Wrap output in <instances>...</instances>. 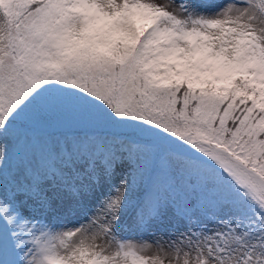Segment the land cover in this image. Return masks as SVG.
Wrapping results in <instances>:
<instances>
[{"label": "snow or ice", "instance_id": "1", "mask_svg": "<svg viewBox=\"0 0 264 264\" xmlns=\"http://www.w3.org/2000/svg\"><path fill=\"white\" fill-rule=\"evenodd\" d=\"M19 150L4 264H264V0H0Z\"/></svg>", "mask_w": 264, "mask_h": 264}, {"label": "trees", "instance_id": "2", "mask_svg": "<svg viewBox=\"0 0 264 264\" xmlns=\"http://www.w3.org/2000/svg\"><path fill=\"white\" fill-rule=\"evenodd\" d=\"M14 127H16L17 139L20 140L21 146L24 145L25 139L27 137H35L36 135L43 134L46 131H70V127L66 125H61L53 129H48L47 126L43 123L37 122L32 112L30 114L25 113L22 117H20ZM10 154L11 159L15 162H18L20 157L22 156V150L10 152Z\"/></svg>", "mask_w": 264, "mask_h": 264}, {"label": "rangeland", "instance_id": "3", "mask_svg": "<svg viewBox=\"0 0 264 264\" xmlns=\"http://www.w3.org/2000/svg\"><path fill=\"white\" fill-rule=\"evenodd\" d=\"M215 2L218 3H223L224 0H215ZM31 112H28L27 114H30ZM67 126V125H66ZM7 136L9 138H11L13 141H15L17 139V135H16V127L13 126L12 129H10L9 133H7ZM10 153L7 154L4 162L2 165H0V168H2L3 170V179L5 180V182H7V180L10 178L12 171L14 170L16 164L18 162H15L14 160L11 159L10 157ZM122 235L126 236V237H135L138 236L139 233H134V232H130L127 229H125L122 232ZM145 238L149 241L152 240V237L149 236L147 233L144 234ZM165 248L170 252L171 249L167 248V242L165 241ZM153 251H155V246H153ZM14 259V257L12 256L10 249H8L7 247L5 248L4 251L0 252V264H4L5 261H9Z\"/></svg>", "mask_w": 264, "mask_h": 264}]
</instances>
